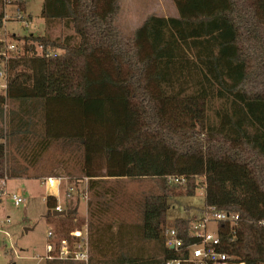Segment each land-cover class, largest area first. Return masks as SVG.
Wrapping results in <instances>:
<instances>
[{
    "label": "trees",
    "instance_id": "16d2710c",
    "mask_svg": "<svg viewBox=\"0 0 264 264\" xmlns=\"http://www.w3.org/2000/svg\"><path fill=\"white\" fill-rule=\"evenodd\" d=\"M9 1L24 11L25 0ZM172 1L176 17L149 15L126 37L115 24L119 0H42L45 26L72 33H29L2 67L0 178L27 170L7 147L34 166L52 143L72 145L88 177L87 264H165L176 255L164 246L169 199L198 188L204 207L238 215L218 225L221 250L264 264V0ZM101 177L156 179L137 224L105 220L114 193ZM56 204L46 198V217ZM64 210L52 219L72 220L76 207ZM191 220L172 225L187 239Z\"/></svg>",
    "mask_w": 264,
    "mask_h": 264
},
{
    "label": "rangeland",
    "instance_id": "374dc122",
    "mask_svg": "<svg viewBox=\"0 0 264 264\" xmlns=\"http://www.w3.org/2000/svg\"><path fill=\"white\" fill-rule=\"evenodd\" d=\"M5 2L6 4L3 9L4 18L0 27V40L3 42L14 43L21 49L23 36L29 33L35 35L46 34L50 39L62 38L72 33L69 27L59 22L45 26L44 19L41 16L42 0H25L24 14L31 21L28 27L23 25L21 19L16 18V7L9 5V0H5ZM122 3L124 9L117 13L115 24L122 34L127 37L146 18V15L143 16L142 11L152 10L156 6V0H147V2L144 0H122ZM164 4L165 2L163 1L162 5ZM161 13L170 14L166 4L164 7L162 6ZM14 38H18L19 40ZM5 81L4 77H0V84ZM1 91L2 89L0 88V93ZM217 105L218 101H215L212 107ZM207 115L213 119V112L211 110H207ZM68 147L69 145H63L60 142L52 143L40 155L34 166L27 165L24 158L19 155L21 151L15 152L13 147H7L8 160L12 164L16 163L18 166H27V170L24 177L5 178V176H2L0 178V264H45L46 261H50L45 258L44 250V244L48 239L46 237L48 225L52 227L56 234L55 238H68L72 249L76 248L77 242H74L71 238L70 232L75 229L86 231L87 260H69L78 262L79 264H87L90 254L89 218L86 212L89 191L87 190V182L85 183V180L82 179L80 162L70 150L73 149V146L71 145L70 149H67ZM53 171L60 173L57 176H63L68 185L73 183L77 185V190H75L71 197L67 198L63 192L65 188L63 181L59 195L56 197L57 204L63 210L68 207H76L74 218L72 220L67 218L63 223L52 219L53 215L46 217V214H48L47 207L42 198L44 189L40 186V181L42 180H39L38 176H35L39 172L49 173ZM101 178L104 180V185L114 193L113 201L110 203L111 205L108 209V217L105 216V220L117 217L124 222L137 224L140 219L139 202L142 196L158 192L156 179L150 177ZM18 187L23 195V202L15 206L10 195ZM85 187L86 192L81 196L80 192H84ZM203 209L204 195L202 188H198L192 196L170 198L169 208L166 212V226H172L174 219L178 217L188 216L190 219L196 220L202 217ZM213 227V223L207 225L210 231L214 230Z\"/></svg>",
    "mask_w": 264,
    "mask_h": 264
},
{
    "label": "built area",
    "instance_id": "2783aa9c",
    "mask_svg": "<svg viewBox=\"0 0 264 264\" xmlns=\"http://www.w3.org/2000/svg\"><path fill=\"white\" fill-rule=\"evenodd\" d=\"M16 18L21 19L23 25L28 27L31 23L29 18L24 14L17 5ZM14 35V34H13ZM2 41V40H1ZM3 42V41H2ZM19 48L16 44L11 42H3V46L0 49V55L3 56V60L0 63V77L5 78V72L2 71V67L7 59L16 56L19 53ZM6 81L0 84L2 90L5 89ZM85 183L88 181V177L82 176ZM175 184H184L186 177L184 175H174L169 179ZM66 183L65 178L61 177H46L41 181L44 193L42 198L46 201L49 195L58 197L62 184ZM77 190V185L65 184L63 190L64 196L69 198ZM86 192H80V195ZM2 195L3 192H1ZM80 196V197H81ZM10 198L15 206L23 202V195L21 191L16 190L10 195ZM63 208L56 204L51 212H61ZM238 215L220 211L214 205L205 206L203 209L202 217L191 220L187 228V239L182 237L181 231L173 225L165 229V243L164 246L171 251L175 252V256L165 260V264H245L243 261H236L232 256L228 255L220 248V238L218 236V225L222 223L233 226L236 223ZM209 223H213V231L207 228ZM264 226V218L259 221ZM52 227L48 225L46 229V237L48 238L44 244L45 258L48 260H87V233L79 229L72 230L70 232L71 238L74 242H77L76 248L72 249L69 239L66 237L55 238Z\"/></svg>",
    "mask_w": 264,
    "mask_h": 264
},
{
    "label": "crops",
    "instance_id": "0c3cea01",
    "mask_svg": "<svg viewBox=\"0 0 264 264\" xmlns=\"http://www.w3.org/2000/svg\"><path fill=\"white\" fill-rule=\"evenodd\" d=\"M144 1L147 2V0H144ZM163 1L165 2L167 7L169 8V11H170L169 15L161 13L162 6L163 7L165 6V4L162 5ZM155 4H156V6L152 10H148L146 12L142 11L143 16L144 15H146V17L149 16V15H156V16H159V17H176L177 16V9H176V7H175V5H174L172 0H156ZM123 9H124V6H123V3H122V0H119V11L123 10ZM119 11H118V13H119ZM159 11H160L161 14L159 13ZM57 174H60V173L55 172V171L49 172V173L48 172H42V173L39 172L35 176H38L39 180H43L46 177H61V178H64L63 176H57ZM24 176H26V174L19 175V176H14V177H24ZM35 176H31V177H35ZM14 177H11V178H14ZM5 178H8V177L5 176ZM65 184H67V182ZM40 186L42 187L41 181H40ZM15 190L21 191L19 187L16 188Z\"/></svg>",
    "mask_w": 264,
    "mask_h": 264
},
{
    "label": "water",
    "instance_id": "95a60500",
    "mask_svg": "<svg viewBox=\"0 0 264 264\" xmlns=\"http://www.w3.org/2000/svg\"><path fill=\"white\" fill-rule=\"evenodd\" d=\"M53 216H56V215H60V214H64L65 213V210L61 211V212H51Z\"/></svg>",
    "mask_w": 264,
    "mask_h": 264
}]
</instances>
